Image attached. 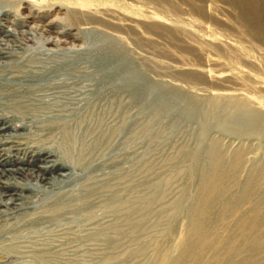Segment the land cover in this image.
<instances>
[{"label": "rangeland", "instance_id": "obj_1", "mask_svg": "<svg viewBox=\"0 0 264 264\" xmlns=\"http://www.w3.org/2000/svg\"><path fill=\"white\" fill-rule=\"evenodd\" d=\"M232 4H3L0 38L14 52L3 60L26 69L39 65L31 58L42 62L45 80L26 84L46 82L47 105H32L23 128L12 120L0 129V169H35L65 129L86 153L69 176L52 150L41 163L57 167L44 174L54 176L49 183L9 175L19 190L0 176V191H15L18 202L4 206L0 196V264H172L190 239L204 242L192 243L197 254L182 264H264V33H248L244 9ZM8 65L0 75L14 72ZM71 108L75 120L64 115ZM197 170L221 191L208 182L200 194ZM197 192H215L211 213L191 210ZM58 199L69 208L63 216L53 212ZM248 238L251 250L215 257L226 240Z\"/></svg>", "mask_w": 264, "mask_h": 264}, {"label": "bare ground", "instance_id": "obj_2", "mask_svg": "<svg viewBox=\"0 0 264 264\" xmlns=\"http://www.w3.org/2000/svg\"><path fill=\"white\" fill-rule=\"evenodd\" d=\"M147 1H153L154 2V0H147ZM229 1L231 2V4L232 3L237 4V6L239 5V7L244 9V10H242L243 11L242 13L244 15L240 16V21H242L245 24L246 29H248V33H250V32H252L254 34L264 33V4H262L258 1H250V0H229ZM19 2H20V0H0V14L2 13L1 15H3V16L5 14L4 10H6V8L3 7V4H6V3L18 4ZM248 14H251L250 18L247 17ZM1 37L2 38H0V65L5 66L8 64H11V66H12L11 69H13V71H14L13 73H11V75H8L7 72H3L4 74L0 75V99L6 98V99H8L7 101H10V102H8V104L5 107H2L0 109V121L6 123V124L0 126V129H2L1 132H4V130H6L7 128H10V126H11L7 122H11L12 120H16V122H17V125L15 124L14 126L23 128L22 122H24V119H26V117H30L28 110H29V108L32 107V105H41V106L47 105V102L42 101V99L39 96L40 94H42L45 91V89H46L45 86H47V83L46 82H38L37 84H35V86H29L28 84H26V81L29 80L28 77L31 80H33V79H35V80L37 79L39 81L45 80L46 72L43 69V67L41 68V66H40V64H42V62H37L34 60V58H31L32 60L28 62L30 64L29 65L30 67H31V65H34V64H39V65H36V66L34 65V67H31L32 69H26V68L22 67L21 64L15 62V61L13 63H9V61H4L3 60L4 57L13 56L14 52L12 50V44L8 43L9 40L6 39L7 36L5 34H3V35H1ZM19 68L25 69L24 72H23V69H22V72H18L19 70H17V69H19ZM36 72H38V74ZM19 73H21V74L24 73V74L21 77L15 76V74H19ZM25 73H27V74H25ZM61 111L63 112V110H61ZM77 114H78V112L73 108L72 110H70V112L68 114H64V115H71L69 120L70 119L75 120L77 118ZM46 128L49 129L50 127H46ZM58 142H59L58 146H56L55 149H52V148L44 149L43 152L45 155H43L42 157L40 156L39 161H41V162L35 165L36 166L35 169L31 168V167L30 168L15 167V168H7L6 170L0 169V176H5V179H6V180L2 181L4 183V185L10 184V185H13V187L16 186V187H19V190H21L22 188L25 187V186H20V185H22V183H20L16 180H15V182H10L8 180L9 175L13 178H16L18 176H23V175L24 176L25 175H27V176L32 175L36 181L47 182V183L51 182V179L54 180V176H52L50 174H47V175H44V174H46L47 170H51V169L56 170L57 167L51 168L47 164H41L43 161L47 162L48 157L50 155L55 154L53 152L54 150L57 154V155L56 154L55 155L62 162L65 163L64 165L67 168H69V176L74 175L76 169L82 168L81 165L83 164L82 162L84 161V154L86 153V147L84 145H82L83 142L73 133V131L68 130V129H65L63 131V133L61 135V141H58ZM77 144L79 145L78 147H76ZM227 165H229V164H227ZM219 166H221V165H219ZM58 167H62V166H58ZM4 171H8V172L6 173ZM203 172H204L203 170L198 171V174L200 177L198 176V179H199L198 180L199 181L198 187L199 188L197 187V189H201L200 194L203 193V192L201 193V191L204 190L205 187L208 188L207 187L209 185L208 182L213 183V186H215L212 190H215L216 192H220L221 191L220 190V186H221L220 181H217V179L215 181L212 178V181L209 179L208 180L206 179L208 181V182H206L203 177L209 173L204 174ZM209 172H210V170H209ZM54 174H58L60 176L63 175V174H61V172H56ZM209 175H211V174H209ZM254 176H255V174H254ZM207 177L208 176H206V178ZM220 177H221V175H220ZM219 184H220V186H219ZM4 187H7V185H5ZM5 195L7 198L2 199L3 202H1V203H3L4 206H6L8 204H12V203L18 204V202H16L17 201V196H16L17 194L15 191L10 192V193H5L4 191L3 192L0 191V196H5ZM197 195H198V192H197ZM203 195L204 196H202L201 198H200V195H198L199 198L196 196L197 197V200L195 201L196 205L194 204L195 207L193 206L191 208V210L192 209L196 210L197 213L201 216L206 215L208 212H210L211 209L207 207L208 203H209L208 201H211L212 198H215L214 197L215 192H213L209 196L208 195L205 196V194H203ZM84 196H85V200H83V209H84V211H88L90 208L86 204V201L89 199V196H86V195H84ZM57 203H58V206L55 208V210L53 212L55 215L63 216V210H67L69 208H67L68 206L66 204H64V201L62 199H58ZM223 209H224V207H223ZM205 211H207V213H205ZM211 211H213V210H211ZM0 212L3 213L4 211L0 210ZM90 212L91 211H88V213H90ZM246 225H248V223ZM252 225H254V220H253ZM90 231H91V229H89L88 232H90ZM237 238L239 239V237H237ZM248 240H250V239L248 238ZM197 241H200L201 242L200 244H202L204 242L203 239L197 240ZM197 241H193L191 239L188 240L186 243V246L188 245L186 247V249H184L179 255H177L176 259L171 263L172 264H182V263H184V260L186 259V257H183L185 254L187 255V257L194 255V253L197 254V252L195 250L196 248L194 247L195 249H193V245H191L192 243H195ZM238 241L239 242H237L236 239L226 240V242L223 243L224 245H223L222 253H219L220 251L217 250L215 257H217L218 259L219 258L223 259V256H224L228 260H231V258L235 257L239 251H246V250L249 251V250H251L250 249L251 247L253 248L254 246H256L254 240L253 241L250 240V243L249 242L245 243L246 240L241 242V243H240V240H238ZM257 243H259V242L257 241ZM194 256H192V257H194ZM82 257H84V255ZM217 258H216V260H217ZM219 261H220V259H219Z\"/></svg>", "mask_w": 264, "mask_h": 264}]
</instances>
